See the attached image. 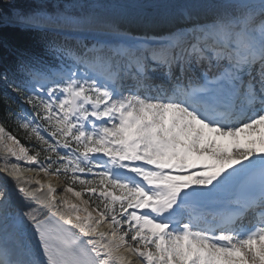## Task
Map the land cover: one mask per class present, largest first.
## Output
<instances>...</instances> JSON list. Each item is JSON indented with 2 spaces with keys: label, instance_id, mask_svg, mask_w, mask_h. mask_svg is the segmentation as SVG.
Wrapping results in <instances>:
<instances>
[{
  "label": "snow or ice",
  "instance_id": "6c2138e0",
  "mask_svg": "<svg viewBox=\"0 0 264 264\" xmlns=\"http://www.w3.org/2000/svg\"><path fill=\"white\" fill-rule=\"evenodd\" d=\"M134 262L264 264V0H0V264Z\"/></svg>",
  "mask_w": 264,
  "mask_h": 264
},
{
  "label": "bare ground",
  "instance_id": "6f19581e",
  "mask_svg": "<svg viewBox=\"0 0 264 264\" xmlns=\"http://www.w3.org/2000/svg\"><path fill=\"white\" fill-rule=\"evenodd\" d=\"M26 175H35V174L34 173H26ZM39 178L47 180V178L44 177L43 174H41V176ZM51 179H52V183H54V184L62 183V180H60L59 178L52 177ZM133 261H134V258H133ZM134 264H135V262H134Z\"/></svg>",
  "mask_w": 264,
  "mask_h": 264
},
{
  "label": "rangeland",
  "instance_id": "374dc122",
  "mask_svg": "<svg viewBox=\"0 0 264 264\" xmlns=\"http://www.w3.org/2000/svg\"><path fill=\"white\" fill-rule=\"evenodd\" d=\"M60 180H62V178H59Z\"/></svg>",
  "mask_w": 264,
  "mask_h": 264
},
{
  "label": "trees",
  "instance_id": "16d2710c",
  "mask_svg": "<svg viewBox=\"0 0 264 264\" xmlns=\"http://www.w3.org/2000/svg\"><path fill=\"white\" fill-rule=\"evenodd\" d=\"M23 142V141H22Z\"/></svg>",
  "mask_w": 264,
  "mask_h": 264
}]
</instances>
